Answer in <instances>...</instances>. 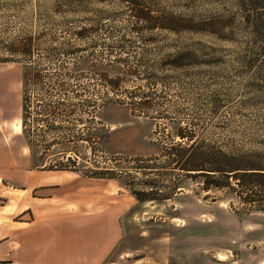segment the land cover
<instances>
[{"label":"rangeland","instance_id":"obj_1","mask_svg":"<svg viewBox=\"0 0 264 264\" xmlns=\"http://www.w3.org/2000/svg\"><path fill=\"white\" fill-rule=\"evenodd\" d=\"M254 47L238 0H0V75L13 86L0 165L18 154L20 167L112 178L128 210L107 264H264V185L248 201L234 181L210 183L222 171L180 168L220 166L222 150L264 167ZM5 197L4 217L26 202Z\"/></svg>","mask_w":264,"mask_h":264},{"label":"crops","instance_id":"obj_2","mask_svg":"<svg viewBox=\"0 0 264 264\" xmlns=\"http://www.w3.org/2000/svg\"><path fill=\"white\" fill-rule=\"evenodd\" d=\"M4 81L13 88L12 78L0 75V103ZM7 97L19 121L23 102L19 106L18 91ZM111 179L67 169L20 167L18 154L12 155L10 167L0 165V231L10 227L0 233V264H107L124 235L128 210L121 199L124 193ZM3 183L9 192H2ZM20 189L25 204L16 210L10 205L4 217L3 195L6 201L18 202Z\"/></svg>","mask_w":264,"mask_h":264},{"label":"trees","instance_id":"obj_3","mask_svg":"<svg viewBox=\"0 0 264 264\" xmlns=\"http://www.w3.org/2000/svg\"><path fill=\"white\" fill-rule=\"evenodd\" d=\"M238 4L245 28L252 30L253 42L255 43L253 49L244 50L245 64L252 68L256 80L264 81V0H238ZM28 79L29 76L25 71V84ZM261 90L264 91L263 89ZM22 106L23 114L26 116L25 102H23ZM216 159L218 158L216 157ZM218 161L212 160V165L209 166L184 162L180 168L187 171L200 170L203 171L200 173H206L208 176H213L214 173L212 172L222 171V181L215 182V180H211L210 183L224 186L233 185L234 181L244 188L246 191V196L244 197L248 201L255 200L254 195L258 194V188L263 190L261 186L264 185V167L246 164L243 162L242 156L227 153L224 150H222V164L215 166ZM95 176L104 177L103 175ZM132 193L140 200L158 198V196H153L151 191L145 189H132ZM252 194L254 195L252 196Z\"/></svg>","mask_w":264,"mask_h":264},{"label":"flooded vegetation","instance_id":"obj_4","mask_svg":"<svg viewBox=\"0 0 264 264\" xmlns=\"http://www.w3.org/2000/svg\"><path fill=\"white\" fill-rule=\"evenodd\" d=\"M23 116H24V115H23V112H21V114H20L21 119H22ZM22 121H24V118H23ZM25 125H26V124H25ZM28 136H29V141H30V143H31V137H32V134L29 132V133H28Z\"/></svg>","mask_w":264,"mask_h":264}]
</instances>
